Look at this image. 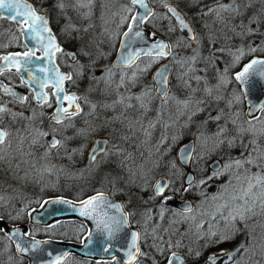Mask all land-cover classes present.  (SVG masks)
<instances>
[{
    "label": "snow or ice",
    "instance_id": "snow-or-ice-1",
    "mask_svg": "<svg viewBox=\"0 0 264 264\" xmlns=\"http://www.w3.org/2000/svg\"><path fill=\"white\" fill-rule=\"evenodd\" d=\"M38 2L42 4L43 0H38ZM191 2L193 4H199L202 3V0H191ZM255 2L259 3L260 7L255 9L253 15L248 18L247 22H245L242 17L248 9L254 7L253 0H229L228 3H223L222 0H215V3L212 5H204L200 9V14L201 16H213L215 22L222 24L235 36L242 38L254 35L264 36V33L259 32L258 28L255 27L256 25L264 23V0H255ZM87 3L90 4L91 0H87ZM76 4L79 7L86 6L83 0H76ZM129 5L130 6L125 8L126 13H132L133 9L138 6L139 9L143 10V14L137 12L136 14L131 15L130 19L128 15H125L122 18V23L127 24V31L122 33L124 39L121 43V48L125 51L128 49L132 50L127 51V55H121L120 66L135 69L130 77V82L135 83L139 78V75L148 73L153 64L158 63L161 59L172 56L173 48L176 45L167 43L163 40L153 39L151 45L146 48H132L137 42L145 40V35L141 30L140 25L148 22L150 18L156 16V13L149 8L146 0H129ZM66 6L65 0H55L54 7L57 9L58 13H63ZM164 7L167 9V13L170 14V16H166L165 18L170 20L174 18L176 21V26H171L168 30L176 31L179 29L186 31L189 35H187L185 39L189 41V46H191L192 43L199 44V36L187 23L184 15L177 8L172 7L167 3H164ZM0 10L8 13L6 18L17 23V30L20 32L21 36L26 40L35 43L34 48H29L28 45L25 44L24 47L26 51L23 53L15 52L0 57V61L3 62V65L0 66V75H3L6 70L11 71L13 68L17 72H20L21 70L28 72L30 78L29 83H35L36 86L32 93V99L35 100L40 108L45 106L49 108L53 107V103L49 99V94L44 91V88L48 87L50 83L53 87L51 96L55 98V108L49 117V124L53 126L50 131L41 128L25 129L27 135L20 138L21 143L30 138V146H36L40 144L41 139L51 137V139L45 140V145H42L45 150L41 159H47L52 155L53 150L59 152L61 148L64 149L65 155L71 159L73 155L83 151L84 144L81 143L80 146L76 148H69L67 146L68 142L72 140L86 139L90 132L95 131V126L90 122L85 121L87 127L75 129V125L72 121L83 112L81 104L78 101H83L85 104H88L89 101L86 97L79 96L76 93H68L64 88V83L65 81H73V74L77 77H82L90 71V65L80 61L81 55L87 57L90 54L83 48L79 49L77 52H66L65 49L57 43V36L54 34L50 26L49 17L41 14L37 7H34L32 4L21 3V0H0ZM237 18H241L238 23H231V25H229L230 21H236ZM205 27H207V24ZM61 31L64 35L70 36L71 32L78 31V29L75 25L66 23ZM151 36L154 38L155 33H152ZM208 42L210 49L209 54L206 57H201L198 49L194 50V55L188 59L175 61V57H173V60L176 63H179L181 67H184L186 64L188 65V69L184 74L185 76L188 72L195 71L193 65L198 60H203L206 62V67L201 71L206 72L208 65L216 67L218 80L220 83H223L226 81V73L228 72V69H221L217 66L219 57L216 53L228 51L233 57L232 65L234 66L245 55H250L257 51L264 52V39H261L259 43L253 41L246 48L238 47L234 52L231 49H225L222 47L216 48L215 44L217 41L211 37H209ZM37 51H42L43 55L36 56ZM57 53H62L68 57L73 66V72L61 73L59 71L58 67L55 66V57ZM142 56L147 58V63L140 66L137 61ZM33 58L37 60H47L50 65H53L52 68L41 67L36 69V71L44 73L45 78L38 80L27 67ZM171 67V63L162 65L152 76L153 85L156 87V90L159 92L164 103H167L170 98L169 76L171 74ZM106 72L107 76L110 77L112 69L109 68ZM249 75L264 76V59H252L243 67L242 71L235 75V79L237 81L246 82ZM101 78L106 79L105 77ZM179 79L182 80L183 87L191 89L193 93L197 91V89L192 88L190 80H185L183 76ZM190 79H194L197 84H200L201 81L204 82L202 91L208 99L196 98L193 100L190 98L183 101H177V103L182 105L185 109L191 107V112L187 116L188 122H192L194 117L200 113L206 112L205 119L199 122L197 128V131L200 133L198 139L201 140V148L206 145L208 139H212L214 150L240 147L242 149L241 158L233 159L229 156V161L227 163L217 164L216 167L212 168L209 172L208 168L202 167L200 163L205 159L206 154L204 152H197L195 144H192L191 146L184 145L179 149L176 157V160L180 161V165H177L176 160L169 161L168 168L170 176L155 181L149 199H160V218L163 219L165 210L164 205L172 200L176 193L189 192L194 188L207 186L210 181L220 179L225 175L226 171L231 170L234 167L236 169H244L243 184L246 186H242L238 194L233 195L230 201H226L221 205V209L226 211L218 210L219 216L223 221L222 226L201 231L203 226L198 225L196 231L197 240H202L204 243L196 250L189 247L187 257L195 256L198 259L203 255V249L207 247L232 244L237 236L243 232L246 236V239L243 242L237 244L231 249L220 247L219 251L213 252L204 258V264H227V262H231V264H240L239 257L241 256H246L248 261H254L255 264H260V260H264V223L258 225L261 228V231L256 233L255 227L250 225L249 221H252L258 216L264 217V146H262L256 138V132L254 125H252V121H248L252 126L248 129H244L237 125L238 114L226 116L223 109L218 110L215 115H213L211 111H207V107L205 106L208 105V100H219L221 97H213L214 87L207 82L206 76L195 75L190 77ZM23 82L24 81H22V83ZM124 83L122 77L118 88L123 87ZM215 87L218 88L219 84ZM0 89H2L4 94L11 96L13 98L12 102L14 103L24 105L29 102L28 96L18 95L11 88L2 83H0ZM150 95V89H145L140 95L120 94L111 105H103V107L115 108L117 105H121V112L119 115L112 117V122H118L123 125L125 124V121H127L126 127L129 131H132L136 125L140 124L145 134H149V129L154 126L151 122H149L147 128H143L139 119L133 120L126 113L132 108H137L138 110L146 112L145 98L150 97ZM132 101H136L137 103L133 104ZM230 105L231 102H229V106ZM91 107L93 111H95L96 105H91ZM250 111L253 114V118L258 119L256 111L264 112V104L259 105L255 110L250 109ZM6 113L9 114L13 120L18 117L31 120L36 115L35 111H33L32 117H23V114L12 112L6 104L0 102V125L3 124L4 115ZM233 116L236 118H233ZM65 121H68V123H64ZM221 121H223V123H221ZM210 122L217 125L216 131L210 134H205L201 129L206 128ZM229 124L236 129L234 135L230 134V129L228 127ZM54 125H62V129L56 128ZM69 128L75 129L73 135H63L62 139L59 138V134L66 133ZM241 134L251 135L252 139H249L247 143H245L243 140L239 139ZM13 135L19 136V130H16V132L13 133L8 128L0 127V161L5 159L3 155L4 146L6 144L10 145L11 141L9 138ZM259 135L264 136V131H261ZM128 138L129 137L126 135L121 136L122 140H127ZM165 139L166 138L161 139L162 144L165 142ZM177 139V136L172 137L173 142ZM109 144H111V148L108 147ZM168 150H171V146ZM122 153L123 150L111 140H100L94 142V145L89 152V159L95 163L98 159L103 158L110 163L113 155ZM29 155H31V153H29ZM125 159H131V154L126 156ZM25 162L26 161L21 160L17 163L16 167L19 168L20 165ZM32 167L34 168L35 165L33 164ZM118 167L123 169L125 165L121 162ZM251 168H256L258 171L253 172L251 171ZM45 171H50V169L46 168ZM204 173L208 174L205 175ZM26 177L27 172H25V178ZM121 179L122 177L118 172L115 175L108 173L102 177V180L112 184L116 191H120L115 188V185ZM236 179L241 180V176L237 175ZM177 180L180 181L178 186ZM127 183L129 185V190L132 186L140 187L141 191L146 190L141 185H135L134 181L129 180ZM229 183H231V181H229ZM223 191H226V189ZM166 192H172L173 195H165ZM2 200L3 197H0V201ZM129 202H131V200ZM143 202L147 203L146 200ZM36 203L39 204L41 208L45 207L47 204L66 205L68 208L78 212L80 216L93 220L98 229L101 228L102 225L106 227L109 226V223L116 226H123L128 223L127 215L123 213L122 219L108 217L107 220H101L98 218L100 216V209L102 208L113 207L117 211L121 210V205L111 204L104 192L99 190L95 195L90 196L87 199L79 200L78 203L63 198L52 201H36ZM33 211L35 210L33 209ZM193 211V206L190 203L185 202L183 210L173 213V215L186 218V214L192 213ZM149 213L150 210H146L145 215L148 219H151ZM130 214L131 213H129V215ZM2 220L3 217H0V221ZM0 233L6 235L9 240H12L14 236L18 237L21 235L18 228L0 227ZM145 233L147 234V229H145ZM25 235L30 236L31 233H26ZM109 235H111V232ZM151 236L153 243L149 247L155 249V251L161 255L164 254L165 249L156 241L160 240L161 242L166 243L167 250L170 253L168 256H165L166 264H187V257H182L177 252L172 251L173 248H180L183 246L182 240L177 239L172 241L169 239L168 241H164L163 237H157L155 228L153 229ZM90 237L91 233H89V238ZM139 239L140 233H131V243L128 245L127 252L128 264H148L149 261H151L152 264H158L156 257L152 253L141 250L138 244ZM38 246L39 242H36L31 245V248L32 250H35ZM16 247L17 250L21 252L29 250L28 245L21 243H17ZM105 250L107 249L105 248ZM66 255L67 253L63 254V256ZM63 256H57L52 261V264H59ZM257 256L260 257L259 260L256 259Z\"/></svg>",
    "mask_w": 264,
    "mask_h": 264
},
{
    "label": "flooded vegetation",
    "instance_id": "flooded-vegetation-1",
    "mask_svg": "<svg viewBox=\"0 0 264 264\" xmlns=\"http://www.w3.org/2000/svg\"><path fill=\"white\" fill-rule=\"evenodd\" d=\"M22 1H24L25 3L32 4L34 7H37V9L40 11L41 14L49 17L50 26L54 34L57 36V43L60 44V46L64 48L66 52L68 51L77 52V49L75 48L76 47L75 43H76V40L78 39L77 37H79L80 24L84 23L85 25H89V30H90L92 25L95 24L96 20L97 21L99 19L102 20L101 19L102 18L101 17V9H102L101 0H93L91 2L93 6L91 9L92 13H88L89 9L85 8V7H88L87 5L85 7L77 6L76 0H65L67 6L63 13H58L57 9L54 7L55 0H43L42 4H40L38 0H22ZM151 6L153 9V12L156 13V16L159 15L160 14L159 10L156 9L152 5V3H151ZM164 10H165L164 15L169 16L166 12L165 7H164ZM135 13H136V9L134 8L133 14ZM156 16L150 18L148 22L142 24V28L148 31L150 39L162 38L167 43L171 44L170 40L165 36V34L162 33L158 29V25H161L162 23H159V22L156 23ZM105 19L106 18L104 17L103 20ZM170 21L172 22L173 26H175L174 21L172 19ZM106 22L103 21L104 26H105V31L101 32L105 34V37H102V36L99 37L102 42V45L99 47V51H101L103 47V50H105V52L97 53L96 47H93V46L88 47L86 49V52H88L90 55L87 57L81 55L83 63L90 65V71L87 72L88 76H87V73L84 76H82L83 80L80 81L78 85L73 84L72 81H67L65 83V90L68 93H76L79 96H83V97L84 95L82 93V88H84L88 84L93 86V92H92L91 98L88 100L89 103L85 104L83 101H78L81 104L83 112L81 113L80 116L75 117L72 121L73 124L75 125V129L87 127L85 121H88L94 125L95 121H97L101 115H104L107 117V108L103 107V105H108L111 102V92L114 91L113 88L118 87L117 84L120 81L116 78V76L118 77L119 76L118 74L124 71L133 72L135 70L134 68H114L113 67L112 64L115 59L122 34L120 35L116 48L112 52H109L107 45H104L105 39L107 38V31H108V26ZM66 23H71L75 25L78 31L71 32L70 36L64 35L61 30ZM191 26L193 30L195 31L192 23H191ZM123 27L127 29V25H124ZM176 31L178 32V30ZM152 33H155L154 38L151 36ZM178 34L185 41L189 42L188 40L185 39L183 35L180 34V32H178ZM25 44H27L29 48L35 47V43L33 41H28L23 36H21L20 32L17 30L16 22H13L10 19L0 14V57L8 55L10 53H15V52L23 53L24 51H26L24 47ZM42 55H43L42 51L36 52V56H42ZM81 56H80V61H81ZM107 57L109 58L107 59ZM168 61L172 62L173 69H172V73L170 77V98L167 104L163 102V99H160L156 95L155 86L153 85V81H152V76H153L154 71L161 64L168 62ZM1 62L2 61H0V63ZM55 62L60 70L66 71L68 73L71 72L69 67L72 65L66 55L62 53H57L55 57ZM108 62H109L110 68L113 71L112 72L113 75L111 76L112 81L100 80L98 81V84L96 85V79L89 77L90 74L91 75L93 74L90 72L93 71L95 68H99L107 64ZM137 63L140 64V66H143L145 63H147V58L141 57L137 61ZM244 63H242V65ZM242 65L240 66L238 65L237 66L238 69L236 71H235V68L237 67H235L234 69H230V67H228V72L232 73V75L226 79L229 81V85L233 86L236 89L237 93L238 92L240 93V97L238 94V97L240 98V105H238L237 108H241V110L244 111V117L247 120H254V119H248L245 115L246 108L244 104V99L240 91L239 85L235 80V74L240 70ZM213 72L214 71L210 70L208 73L213 74ZM173 77L175 78V64L173 61V56H170L165 59H161L158 63L153 64L149 72L143 75H139V78L135 81V83H131L130 79H127V81H129L128 83L129 86L131 85V87L134 88V91L132 92L133 95H140L145 89L151 90L150 97L145 98V104H146L147 111L145 112L143 110H138L137 114L139 115L138 119L142 122L141 124L143 125V127H148L149 122H151L154 125L152 128H150V131H152L153 138L154 137L156 138L158 136V133H160L161 131L163 132V134L165 133L166 138H168L173 133L172 131L173 127L175 128L178 126L177 123L175 124V121L172 122L166 117L167 112L169 114L170 108L174 109V106H175L174 105L175 101H171V97L176 95V92L180 93L178 92L179 90L174 89L173 87V84L175 81ZM73 78L76 83L77 82L76 78L74 76ZM0 82L10 87L18 95L29 97V102L24 105H21L19 103L12 102L13 98L9 95L4 94L2 89H0V102L6 104V106L12 112L23 114V117H32L33 111H35L36 113L35 117H33L31 120L21 119L19 117L13 120L12 117L6 113L4 115V122L2 125H0V127L8 128L13 133H15L16 130H19V133H20L19 136L13 135L12 137L9 138L11 143L10 145L6 144L4 146V151H3V155L5 159L0 161V197H3V200L0 201V217H3V220L0 221V227L27 226V225H31L29 222V217H30L31 212H33V209L37 210L41 208L39 204L31 205V204H28L27 201L31 199H39L40 201H47L51 198L60 197V196H53V197L47 198L44 195L45 194L44 191H46L47 189L43 187H39L37 184L30 182L28 178L24 180L19 179L20 176L25 173V167L32 164V159H35V160L37 159V161L35 162L39 163V165H43L44 162H47L48 160L54 161V159L57 158L59 161H61L62 164L66 165L68 168L72 170V172H70V177L64 176V178L68 180L69 183L71 184V190L75 191V186L72 183V179H74V181L77 180L76 183H79L80 180H83L85 184L86 183L91 184V185L96 184L94 178L88 175V172L90 171V169L94 168L102 158L98 159V161L93 164L87 163L88 152L91 146L93 145V143L95 142V140L98 138H105L113 142V139L110 137H107V134L103 132H97V133L90 132L89 134L90 137L88 139L72 140L70 142L69 144L70 148L79 147L81 143L84 144L83 151L73 155L71 159H69L68 156L65 155V153H62L61 149L59 150V152H56L55 150H53L52 155L49 156L46 160L39 158V154L42 151V149L43 151L45 150L44 146L42 145H45L46 138L41 139L40 144L36 146H30V138L28 140H24L23 143H21L20 138L27 135V132L25 131V129H29V128H41L46 131H50L49 117L53 113L54 108H55V98L51 96L53 89L51 87L46 88V91L49 94V99L53 103V107L52 108H49L47 106L43 107L42 111L44 112L42 113V115H40L42 116V118H40L39 113H38L40 110V107L36 104L35 100L32 99L33 91L24 82L22 83V79L18 75V73L14 72L13 70L11 71L6 70L3 75H0ZM108 82L112 83V85L109 86ZM177 98L179 99V96ZM132 103L136 104L137 102L132 101ZM165 104H167L166 109L162 107V105H165ZM91 105H96L95 111H93ZM224 113L227 116L228 114L227 108L224 110ZM263 113L264 112H261L259 116ZM160 118L162 119L164 118V121H161V123H159ZM64 123H68V121H65ZM55 126H61V125H55ZM75 129L69 128L68 133L73 135V132ZM186 136L187 134L184 131L181 140H183V138H185ZM191 138L192 137H189L188 139H191ZM139 139L140 137L136 138V136H134V137H131L130 139L123 141V145L121 146V149L123 150L122 162L125 165V167L121 171V173L123 172L121 174L122 179L115 185V188L119 189L120 191L114 190L113 185L110 183H107V193L105 194H107V196L110 197L112 200L121 203V205L123 206L127 214L129 225L132 228L138 230L140 233L139 247L141 248V250L152 253L158 260L159 255L160 257L164 255L168 256L170 253L168 252L167 247L162 245L163 242H161L160 240H157L156 242L160 243L161 247L165 249L163 255L156 252L155 249L149 247L153 243L151 233L153 229L155 228L157 237H163V240H164L166 233H165L163 226H165L167 222H170L172 218L176 217L175 215H173V213L180 212V210L164 205V209H165L164 216H163V219H161L160 218V211H161L160 199L152 200V199H149V197L151 195L152 186L154 185L155 181H157L161 177H166V176H161L157 178L151 186L150 185L144 186L143 182H145L146 177L139 175L137 172L132 171V169H137V167H139L140 165L139 160L141 158V154H140L141 144H140ZM188 139H185L182 142H180L179 140V144L175 145L172 151L173 160H176V153H177L178 147L182 143L187 141ZM196 145H197V142H196ZM108 147L110 148L111 144H109ZM196 150H197V147H196ZM29 153H31V155H29ZM129 154H131V159H125V157L128 156ZM167 159L169 160L168 157ZM21 160L26 161V162L22 163L20 167L17 168L16 165ZM176 163H177V160H176ZM177 165L179 166L178 163ZM80 172L83 173V175H80ZM13 175H16L17 177L14 178ZM167 176H170V173H167ZM129 180L134 181L135 185L143 186L146 190L141 191V188L137 186H132L131 189L129 190V185L127 183V181ZM179 183L180 181L177 180V186L179 185ZM203 189H204V194L207 195L205 191L206 187L205 188L203 187ZM191 192L192 190L189 192H178L175 194V196L177 197L179 201H183L186 199L192 200L190 198L192 196ZM93 194H96V192ZM166 194H173V193L166 192ZM130 200L131 202H129ZM145 200L147 201V203L143 202ZM192 202L194 203V206H195V202L193 200ZM146 210H150L149 215L151 216V219H148L147 216L145 215ZM194 210H195V207H194ZM129 213L131 214L129 215ZM11 220H12V223L10 222ZM62 221L63 220H58L56 222L51 223L48 226H34V227L49 228V227L58 225ZM145 229H147V234L145 233ZM217 250H219V247H216L215 249H212L209 247L205 252V257H207L209 253L215 252ZM177 253H180L186 257V255L181 252H177ZM114 261L120 263L118 259H115ZM163 262H165V260H163Z\"/></svg>",
    "mask_w": 264,
    "mask_h": 264
},
{
    "label": "rangeland",
    "instance_id": "rangeland-1",
    "mask_svg": "<svg viewBox=\"0 0 264 264\" xmlns=\"http://www.w3.org/2000/svg\"><path fill=\"white\" fill-rule=\"evenodd\" d=\"M93 0H91L92 2ZM152 5L160 11V8L164 9V3H167L168 5H175L177 7L180 1H186L188 5L192 4L191 0H150ZM85 5L88 7H85L88 10V13H92V4L87 3V0H83ZM223 3H228L229 0H222ZM102 3V9H101V19L102 20H96L95 24L92 25V27L89 30V25L80 24L79 28V37L76 40V49L77 51L81 48H83L85 51L88 47H96L97 53L100 52H105V50L99 51V47L102 45L101 39L99 38L100 36L105 37L104 32L105 31V26L104 22H106L108 26V31H107V38L105 39L104 45H107L108 51L112 52L119 41L120 35L122 32L125 31L126 28H124V25H127L126 23H122V18L125 15L129 16V19L131 18V15L134 13V9L132 13H126L125 8L130 6L129 5V0H101ZM215 3V0H212V2H206L204 1L199 4H194L195 9L191 10V12L188 14L183 10L181 7H179L186 15L187 18L190 20L192 23L196 34L200 38L199 44L197 43H192L191 46H189V42L185 41L177 31H169V27L173 26L172 22L168 20L166 15L159 14L156 16V23H162L161 25H158V29L165 34V36L170 40L171 44L176 45L173 48V57H175V61H179L182 59H188L191 56L194 55V50L199 51L201 57H206L209 54V37L212 39L216 40L215 47L216 48H225V49H231L233 52L236 50L238 47H247L250 43L253 41L255 42V39L250 36L247 37H239L235 36L233 33L229 32L227 28H225L222 24L215 22L213 16H201L200 14V9L204 5H212ZM190 7V6H189ZM188 9V7H186ZM227 15V14H225ZM98 17V16H97ZM104 17L106 18L105 20ZM231 23H235L233 21L229 22V25ZM238 23V22H237ZM207 24V27L205 25ZM100 27V29H99ZM86 29V31H85ZM101 30V31H100ZM100 31V32H99ZM253 54V53H252ZM216 55L219 57V60L217 61V66L221 69L230 67V69H234L241 63L242 61L244 62V57L240 59L238 63H236L234 66L232 65L233 57L232 55L229 54L228 51H224L223 53H216ZM83 56V55H82ZM82 56H81V62L82 61ZM109 57H107L108 59ZM174 61V60H173ZM175 64V79L173 87L174 89L179 90L176 95L171 97V101H175L174 103V109L170 108L169 114L167 112L166 117L174 122L175 124L177 123V127H173V133L170 135L168 138H166L165 133L161 131L158 133V136L153 138L152 131L149 129V134H145L143 129L141 128L140 124L136 125V127L132 130L129 131L128 128L126 127L127 121H125V124H120L118 122H112V117L115 115H119V113L122 110L121 105H117L115 108H107V117L104 115H101L97 121H95V131L92 132H103L107 134V137H110L113 139V143L118 145L120 148L123 145V141L121 139V136H128L130 139L131 137L136 136V138L140 137V146H141V158L139 160V167L137 169H132L133 172H137L139 175L145 176L146 180L144 183V186L152 185L153 182L161 177V176H167V173L169 172L168 168V163L169 161L173 160L172 159V151L175 145L179 144V140L182 138L183 133L187 134V136L192 137L196 140L197 142V147L199 143L201 142L198 137L200 136V133L197 131V128L199 126V122L205 119L206 112H202L196 117H194L192 122H188L187 116L191 112V107L188 109H185L182 105L178 104L177 101H183L187 99H196V98H202V99H208L205 97L204 92L202 91L203 89V81H201L200 84H197L194 79H190V77H193L195 75H202L206 76L207 82L214 87L213 91V97L219 96L221 99L216 100V99H209L208 100V105L207 111H211L213 115L217 113L218 110L223 109L225 110L227 108L228 114L227 115H232V114H238V119H237V125L241 128L248 129L252 125H254L255 132L257 131L264 125V114H261L258 119L254 120H247L244 117V111L241 110V108H237L238 105H240V93L236 91V89L229 85V81L226 79L225 82L220 83L218 80V74L216 71V67H213L211 65L207 66V71L203 72L201 71L206 67V62L203 60H198L194 65V72H188V74L185 76V72L188 69V65L186 64L184 67H181L179 63ZM240 66V65H239ZM71 72H73V66L69 67ZM110 68L109 62L99 68H95L93 71L90 73H93L92 75L90 74V78H101V79H96V85L98 84V81L103 80V81H112L111 76H107L106 70ZM214 71L213 74H209V71ZM113 72V71H112ZM131 73L124 71L122 73H119L118 77L116 78L121 81V78L123 77L124 79V86L123 87H115L113 88L114 91L111 92V102L108 105H111L114 100L118 98L120 94H132L134 91V88L129 86V81L127 79H130ZM215 73V74H214ZM94 75V76H93ZM232 73L227 72L226 73V78L231 76ZM73 76L76 78V83L73 78L72 83L78 85L80 81L83 80L82 77H77L75 74ZM88 76V73H87ZM185 80H190V83L192 85V88L197 89L195 93L191 91V89L183 87L182 86V80L179 79L182 77ZM120 82L117 84L119 85ZM219 84V87L216 88L215 86ZM108 85L111 86L112 83L108 82ZM132 88V89H131ZM93 92V86L88 84L84 88H82V93L84 97L89 100L91 98ZM239 94V97H238ZM179 96V99L177 98ZM229 102H231V105L229 106ZM168 104V103H167ZM162 105L163 108L166 109V106ZM42 108L39 110V117L42 118ZM138 109L137 108H132L127 111V115L135 120L138 119L139 115L137 114ZM166 113V112H165ZM233 118H236L233 116ZM161 121H164V118H160L159 123ZM248 121H252V125L248 123ZM141 122V121H140ZM142 123V122H141ZM223 123V121H221ZM53 127L52 125L49 126L51 129ZM56 128H61V126H55ZM179 127V128H178ZM230 132L234 135L236 132V129L233 128L231 124L228 125ZM147 128V127H143ZM217 128V125L215 123H209L206 128H202L201 131H203L205 134H210L212 132H215ZM63 135H68L72 136L71 134L68 133V130L66 133L59 134V137L61 139L63 138ZM134 135V136H133ZM177 136L178 139L173 142L172 137ZM90 136L88 135L86 139H88ZM166 138L165 142L162 144L161 139ZM85 139V140H86ZM168 139V140H167ZM202 139V138H201ZM239 139L243 140L245 143L249 139H252L251 135L248 134H241ZM71 141L68 142L67 146L69 147ZM207 145L204 146V150H201L200 152H204L206 154V157L203 161H201V166L207 167L208 163L212 161L215 158H218L222 161L221 156L226 155L227 160L229 159L230 153L225 152V149H220V150H214V144L210 141L207 140ZM171 146V150L169 151V147ZM70 148V147H69ZM111 148V147H110ZM159 149V150H157ZM198 150V148H197ZM61 152L64 153V149L61 148ZM44 151H42L39 154V158L43 155ZM169 158V160L167 159ZM225 157V156H223ZM122 154H117L113 155L111 157V162L109 163L105 159H101L97 165L90 169L88 172V175L92 176L95 180V186H93V189L95 192L103 191L104 193H107V181L102 180V177L105 174L112 173L115 175L117 172L120 174L122 169L118 167V165L121 164L122 162ZM239 159V158H238ZM46 160V159H43ZM37 159H32V164L28 165L25 167V172H27V177L30 182L37 184L39 187H43L47 190H55L58 188L59 185H61L62 178H64L65 174L66 177H70V172L72 170L68 168L66 165L62 164L61 161H59L57 158L54 159V161H47L44 162L43 165H39V163H36ZM229 161V160H228ZM224 163V162H223ZM35 165L33 168L32 165ZM225 164V163H224ZM158 165V166H157ZM50 169V171H45V169ZM129 170V169H128ZM251 171L255 172L258 171L256 168H251ZM243 172L244 169H236L235 167L232 168L231 170H228L225 172V175L222 176L220 179L215 180V181H210L209 185L215 184L217 187V190L215 194L209 196L205 195L200 196L199 190L200 188H194L191 192L192 195H194L196 198L198 197V201L195 202V210L191 214H186L185 217H179L176 216L170 220V222H167V224L164 227L165 230V237L164 241H168L171 239L172 241H175L177 239L182 240L183 246L180 248H173L172 251L175 252H181L185 255L188 253V248L191 247L193 250L199 249L200 245L204 243V241L197 240V226L202 225L201 231L207 230L209 228H219L222 226V222L218 221H213L212 223H209L208 220L211 218L213 219V216H210L209 213L211 211H217L221 209V205L225 203L226 201H230V199L227 197L229 193L232 191V187L234 192L236 190L239 192L242 186H246L243 184ZM80 175H83V173L80 172ZM124 175V174H123ZM235 177L234 179L230 176ZM240 175L241 180H237L236 176ZM14 178H16V175H13ZM25 178V173L20 176L19 179L24 180ZM153 179V181H152ZM227 181L225 182V180ZM229 180H231V183H229ZM152 181V182H151ZM77 180L74 181L72 179V183L75 186V192L78 194H83L85 195V192L88 188L92 187L91 184L88 183H76ZM151 182V183H150ZM76 183V185H75ZM235 185L237 188H235ZM208 186V185H207ZM207 186H202V187H207ZM226 189V191H223ZM237 192V194H238ZM236 195V193H235ZM86 196V195H85ZM200 196V197H199ZM83 197V196H82ZM36 201H40L39 199H31L27 201L28 204H37ZM209 216V217H208ZM10 219V218H8ZM207 220V221H206ZM260 223H264V219L262 222H257L256 224H252V226L255 227L256 233H259L261 231V228L258 226ZM178 230V231H177ZM53 234V233H50ZM64 234V232H63ZM243 235V234H242ZM165 247H167L166 243H163ZM208 248V247H207ZM207 248L203 249V254L206 252ZM195 257V256H193ZM256 259H260L259 256L256 257ZM240 264H255L254 261H248L246 256H242L240 259ZM12 262V261H11ZM17 262V261H16ZM15 263V262H14ZM13 263V264H14ZM231 262H227V264H230ZM12 264V263H10ZM15 264H22L21 262L15 263ZM260 264H264V260H260Z\"/></svg>",
    "mask_w": 264,
    "mask_h": 264
},
{
    "label": "water",
    "instance_id": "water-1",
    "mask_svg": "<svg viewBox=\"0 0 264 264\" xmlns=\"http://www.w3.org/2000/svg\"><path fill=\"white\" fill-rule=\"evenodd\" d=\"M21 3H25L24 1L21 0ZM146 3L148 4L149 8L153 11L150 0H146ZM172 7L177 8L185 17L187 23L191 26V23L185 16V14L175 5H170ZM136 13L139 12L140 14H143V10L139 9L138 6H136ZM167 12V9H166ZM135 13V14H136ZM0 14L4 17L8 16V13L4 12L3 10H0ZM169 16L170 14L167 13ZM175 23L176 26V21L174 18L172 19ZM141 30L143 31L145 35V40L137 42L135 45L132 46L134 49H143L151 45L153 42V39L149 38V33L148 31L144 30L142 28V25H140ZM127 31V29H126ZM178 32H180L181 35L186 37L189 35L186 31H182L178 29ZM123 36H121L120 43L118 46V50L115 56V59L113 61V67L114 68H129V67H121L120 66V57L121 55H127V51H131L132 49H128L125 51L124 49L121 48V43L123 41ZM155 40H163L162 38H155ZM165 41V40H163ZM166 42V41H165ZM68 52H73V51H68ZM143 57V56H142ZM255 58H260L264 59L262 56H252L249 60H247L240 68V71H242L243 67L248 64L252 59ZM171 63V73L173 69V64L171 61L165 62L161 64L157 69H159L162 65H167ZM3 65V62L0 63V66ZM55 66H57L55 62ZM27 67L32 71L33 75L37 77V79H43L45 78V74L36 71V69L44 67V68H52L53 65H50L47 60H37L35 58L32 59L31 63L27 65ZM59 69V68H58ZM156 69V70H157ZM14 72L18 73V75L21 77L22 81L32 90H35V83H29V75L28 72L21 70L20 72H17L14 68L12 69ZM154 71V73L156 72ZM61 73H68L66 71H62L59 69ZM237 72V73H238ZM153 73V74H154ZM236 73V74H237ZM235 74V75H236ZM51 75V74H49ZM170 77L169 76V90H170ZM236 80V79H235ZM67 81H65L66 83ZM240 88V91L242 93L243 99H244V104L246 108L245 115L248 119H254L253 114L250 111V109L255 110L258 108L259 105L264 104V76L260 75H249L248 79L246 82H241L237 81ZM2 83V82H0ZM65 83H64V88H65ZM3 84V83H2ZM4 85V84H3ZM52 87L51 83L48 85L49 88ZM10 88V87H9ZM46 88H44V91H46ZM155 93L156 95L160 98L159 92L156 90L155 87ZM78 95V94H77ZM66 106V105H65ZM261 112L256 111V116L258 117ZM46 139H51V137H47ZM104 140L107 141L105 138H98L95 140L100 141ZM192 144L196 145V140L194 138L188 139L184 143H182L177 150V153L179 149L184 146V145H189L191 146ZM94 145V143H93ZM93 145L91 146L90 150L92 149ZM89 150V152H90ZM89 152H88V157H87V163L88 164H93V162L89 159ZM176 153V157H177ZM177 163L180 165V161L177 160ZM217 164H223L222 161L218 158L213 159L212 161L209 162L207 168L209 171H211L212 168L216 167ZM161 177L158 180H161ZM217 190V187L215 184L208 185L205 189L206 194L211 196L215 194ZM105 194V193H104ZM95 195V194H93ZM91 195V196H93ZM108 201L111 204H117L121 205V203L116 202L112 200L110 197L105 194ZM165 195H173V194H166ZM90 197V196H89ZM62 197H56V198H51L47 201H52V200H58L61 199ZM88 198V197H87ZM86 198V199H87ZM65 199V198H63ZM68 200V199H67ZM72 201V200H70ZM78 203V201H73ZM185 202L190 203L193 206L194 209V203L190 199H186L183 201H179L177 197L174 195V198L170 201L167 202L165 206L173 207L176 208L180 211L183 210V207L185 205ZM122 213L127 215L123 206L121 205V210L117 211L113 207H106L100 209V216L98 217L101 220H107L108 217H116L118 219H122ZM66 219H78L79 221H83L87 224L88 226V232L85 238L83 239L82 243L79 245H73L69 244L63 241L59 240H54V239H41V238H36L32 237L29 235H25L27 233V227L26 226H3L4 228H18L20 231V236L16 237L14 236L11 241L14 252L15 254L26 260L27 264H52V261L57 257V256H63V254L67 253L66 256H63V258L60 260L59 264H64L67 258L71 255H77L83 259H88V260H94V261H100V262H112L115 259H118L121 264H128V245L131 243V233L132 232H137L139 233L138 230L132 228L129 225V222L126 225L123 226H116V225H111L109 223V226H104L102 225L101 228H97L96 223L93 220H89L85 217H82L79 215L78 212L68 208L66 205H61V204H47L43 208H39L33 212H31L30 217H29V222L33 226H48L53 222H56L58 220H66ZM128 220V218H127ZM111 232V235L109 233ZM89 233H91V237L89 238ZM39 242V246L35 249L32 250L31 245ZM17 243H21L24 245L29 246V250L26 252H21L17 250ZM139 244V240H138ZM105 248L107 250H105ZM219 251V250H217ZM215 251V252H217ZM213 253V252H211ZM209 253V254H211ZM51 254V255H50ZM182 257H185L184 255L178 253ZM208 254V255H209ZM166 264V261L163 263ZM187 264H190L187 261Z\"/></svg>",
    "mask_w": 264,
    "mask_h": 264
},
{
    "label": "trees",
    "instance_id": "trees-1",
    "mask_svg": "<svg viewBox=\"0 0 264 264\" xmlns=\"http://www.w3.org/2000/svg\"><path fill=\"white\" fill-rule=\"evenodd\" d=\"M203 1H204V3L212 2V0H202V2ZM253 2H254V7L251 9H248L244 13V16L242 17V19L245 22H247L248 18L253 15V12L255 11V9L260 7V4L256 3L255 0H253ZM178 6L181 7L183 10H185V12H187L188 14L191 12V10L195 9V6L193 3L188 5L186 3V1H180ZM186 7H188V9ZM159 12L163 15L165 14V10L162 8H160ZM239 19H241V18H237V20L233 21V22L237 23V22H239ZM255 27L258 28L259 32L264 33V23L256 25ZM250 37L251 38L253 37L255 39L256 43H259L261 39H264V36H259V35H254V36H250ZM252 56L264 57V52L257 51L253 54L246 55V57H244V62L247 61L248 59H250ZM244 62L242 61L241 63H239V65H242V63H244ZM237 69H238V67L235 68V71ZM261 131H264V125L256 133V138L258 139V142L262 146H264V136L259 135V133ZM230 134H232V132H230ZM188 138H189V136H186L185 138H183V140L188 139ZM183 140L180 139V142H182ZM208 141L213 143L212 139H208ZM197 148H198V150H196L197 152L204 150V147L201 148V142L199 143ZM225 152L230 153V156L233 159H238V158H241L242 149L240 147H236V148H232V149H225ZM223 156H225V157H223ZM223 156H221L222 162L227 163L229 159L227 160L226 155H223ZM202 167H204V166H202ZM204 174L207 175L208 173H204ZM65 176H66V174H65ZM230 177H232L233 179L235 178L232 175ZM226 181H227V179L225 180V182ZM228 181H231V180L228 179ZM80 182L84 183L83 180H80ZM93 186H95V184H93L92 187H90L86 190V192H85L86 196H85L84 193L78 194L77 192L71 190V184L69 183V181L66 180L65 178H62L61 185H59V187L57 189L46 190V191H44V193H45L44 195L47 198L53 197V196H60V197L66 198L68 200L79 201V200H83V199L87 198L88 196L92 195L93 193H95ZM235 188H237L236 185H235ZM237 192H238L237 190H236V192H234L233 187H232V191H231V193H229L227 195V197L229 199H231V197L233 195H235V193L237 194ZM199 193H200V196H204L203 187H201V189L199 190ZM190 198L194 202L198 201V197L196 198L194 195H192ZM220 210H223V209H220ZM223 211H226V210H223ZM209 215L213 216V219L210 218L208 220L209 223H212L213 221H215V222L220 221L223 223L221 217L219 216L218 210L217 211H211V213H209ZM263 219H264V217H259V216L255 217L252 221H249V224L252 225V224H256L257 222H262ZM10 222L12 223V220ZM26 227H27V233H31L30 236H32V237L41 238V239L49 238V239L63 241V242L73 244V245L81 244L83 239L87 235V232H88L87 224L83 221H79L78 219H66V220H63L58 225L53 226V227H49V228H39V227L31 226V225H27ZM63 232H64V234H63ZM50 233H53V234H50ZM245 239H246L245 233L242 232L240 235L237 236L236 240L232 244L220 245V246H216V247H219V248L220 247H227V248L231 249V248H234L237 244H240L241 242H243ZM216 247H210V248L215 249ZM165 256H167V255H164L162 257H160V255H159V259L157 260L158 264L164 263L163 260H165ZM186 257H187V255H186ZM241 257H239V259ZM204 258H205V253L198 259L196 257H193V256L187 257L188 261L192 264H204ZM14 262L15 263L21 262L22 264H27L25 259L20 258L15 254L13 245H12L11 241L8 239V237L6 235L0 233V264H10V263L13 264ZM64 264H121V263L115 262V261H113V262H100V261L88 260V259H83L77 255L71 254L67 258V260L65 261ZM148 264H152V262L149 261Z\"/></svg>",
    "mask_w": 264,
    "mask_h": 264
}]
</instances>
